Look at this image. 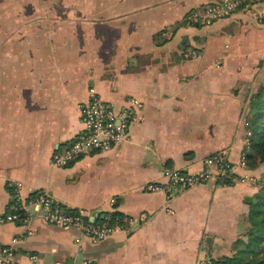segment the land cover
Here are the masks:
<instances>
[{"label":"crops","instance_id":"1","mask_svg":"<svg viewBox=\"0 0 264 264\" xmlns=\"http://www.w3.org/2000/svg\"><path fill=\"white\" fill-rule=\"evenodd\" d=\"M210 1L96 0L89 20L81 7L62 15L71 0H0V214L17 181L25 199L43 189L89 219H134L129 231L97 240L40 216L0 222V242L18 259L198 264L225 254L247 225L257 189L245 181L210 179L169 197L146 188L165 169H201L214 151L234 161L248 151V98L264 84V1L208 24L186 20ZM91 89L116 110L140 101L127 136L55 165L52 152L84 128L79 108ZM240 171L263 175L264 163Z\"/></svg>","mask_w":264,"mask_h":264},{"label":"built area","instance_id":"2","mask_svg":"<svg viewBox=\"0 0 264 264\" xmlns=\"http://www.w3.org/2000/svg\"><path fill=\"white\" fill-rule=\"evenodd\" d=\"M263 1L212 0L202 10L188 13L186 20L189 23L208 24L217 18L229 15L241 6ZM259 21L264 24V13L260 14ZM140 104L138 100H131L129 104L116 110L91 89L88 101L81 104L79 108L84 124L83 130L63 150L52 152L51 162L58 166L67 165L87 152L104 151L122 141L127 136L128 117L132 113V109ZM246 153L247 149L241 153L239 160L234 161L227 157L226 152L214 151L204 158V165L201 169L197 171L165 169V180L150 182L146 188L149 190L164 189L169 197L177 189L189 188L212 179L221 186L245 181L259 190L264 187V181L240 171L247 165ZM248 177L250 178L247 180ZM11 184V208L0 214V222L26 221L32 216H40L55 225L75 226L80 229L82 235L92 239H103L117 229L129 231L134 227V219L130 216L118 217L108 213L102 219H89L84 210L65 206L43 189H38L25 199L21 193V184L17 181ZM27 204L31 206V210H25ZM76 240L78 241L80 238ZM0 264H42V262L40 255L36 252L26 254L25 260L18 259L12 245L0 242ZM55 264H59V261H55ZM83 264L91 263L89 259H85ZM198 264H212L211 257L209 255L202 256Z\"/></svg>","mask_w":264,"mask_h":264},{"label":"trees","instance_id":"3","mask_svg":"<svg viewBox=\"0 0 264 264\" xmlns=\"http://www.w3.org/2000/svg\"><path fill=\"white\" fill-rule=\"evenodd\" d=\"M245 120L250 131L246 158L248 166L253 168L264 162V84L249 96ZM247 221L246 238L237 237L232 241V253L212 258V264H264V187L255 193Z\"/></svg>","mask_w":264,"mask_h":264},{"label":"rangeland","instance_id":"4","mask_svg":"<svg viewBox=\"0 0 264 264\" xmlns=\"http://www.w3.org/2000/svg\"><path fill=\"white\" fill-rule=\"evenodd\" d=\"M214 1H216V0H214ZM96 0H83V2L81 1V0H71V2H66V7L68 8V7H71V11H66V13H62V15L63 16H72V17H74V16H77V14L78 13H80V14H82V12H79V10H80V8L79 7H81L82 9L84 8V9H87V13H85V15L84 16H87L88 18H89V20H94L95 19V17L97 16L96 15V12H95V9H96ZM79 8V9H78ZM77 9V12H75V10ZM62 15H59V16H62ZM11 20H14V19H11ZM249 133H250V131L247 129V137H246V139H245V144L247 145V147H248V145H249V139H248V135H249ZM113 147V146H112ZM111 148V147H110ZM96 151H99V150H96ZM248 151H249V147H248ZM87 153H89V152H87ZM87 153H85V154H87ZM77 159V158H76ZM260 163H264V162H260ZM259 164V163H258ZM249 168V166H248V164L244 167V168ZM254 168V167H253ZM243 173H245L246 175H248V176H253V177H257L259 180H261V181H264V173H263V175L262 174H259V175H257V174H251L252 173V171L251 172H246V171H242ZM250 177H248L247 178V180L249 179ZM249 186L250 187H253V185L250 183L249 184ZM256 189V188H255ZM249 225V222L247 221V225L241 230V232L232 240V241H234L237 237H243V238H246V236L244 235V231L246 230V228H247V226ZM78 238V237H77ZM76 238V239H77ZM75 239V240H76ZM97 240V239H96ZM77 241V240H76ZM78 241H80V240H78ZM232 241H231V243H230V245L229 246H227V251H226V253L225 254H230V253H232ZM220 255H223V253H221V254H217V255H215V256H213L212 258H215V257H217V256H220Z\"/></svg>","mask_w":264,"mask_h":264}]
</instances>
